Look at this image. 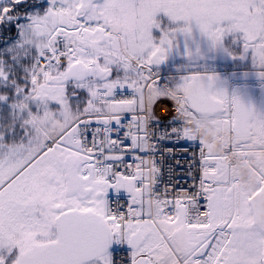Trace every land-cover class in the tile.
<instances>
[{
  "label": "snow or ice",
  "instance_id": "6c2138e0",
  "mask_svg": "<svg viewBox=\"0 0 264 264\" xmlns=\"http://www.w3.org/2000/svg\"><path fill=\"white\" fill-rule=\"evenodd\" d=\"M0 5V264H264V0Z\"/></svg>",
  "mask_w": 264,
  "mask_h": 264
},
{
  "label": "bare ground",
  "instance_id": "6f19581e",
  "mask_svg": "<svg viewBox=\"0 0 264 264\" xmlns=\"http://www.w3.org/2000/svg\"><path fill=\"white\" fill-rule=\"evenodd\" d=\"M147 112L145 115L153 122V131L156 129L167 126L176 116L177 105L171 99V90L167 96H155L151 100L144 101ZM183 118V117H179ZM154 139V137H153ZM173 147L171 144H163L162 148ZM177 148H182L183 145H176ZM177 159H182V157H177Z\"/></svg>",
  "mask_w": 264,
  "mask_h": 264
},
{
  "label": "trees",
  "instance_id": "16d2710c",
  "mask_svg": "<svg viewBox=\"0 0 264 264\" xmlns=\"http://www.w3.org/2000/svg\"><path fill=\"white\" fill-rule=\"evenodd\" d=\"M3 3L6 4L7 1H5V2H3ZM0 6H2V5H0ZM13 34H15L14 31H13V32H9V31L7 30V28H6V26H0V36H1V37L5 38V37H7V36H12Z\"/></svg>",
  "mask_w": 264,
  "mask_h": 264
},
{
  "label": "built area",
  "instance_id": "2783aa9c",
  "mask_svg": "<svg viewBox=\"0 0 264 264\" xmlns=\"http://www.w3.org/2000/svg\"><path fill=\"white\" fill-rule=\"evenodd\" d=\"M177 158V157H176ZM180 171V169H177V172H179ZM120 253H122V252H118L117 254H120Z\"/></svg>",
  "mask_w": 264,
  "mask_h": 264
}]
</instances>
